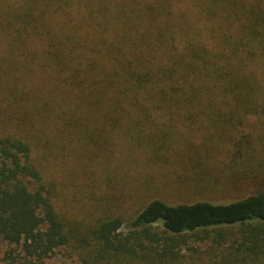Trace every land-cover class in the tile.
I'll return each mask as SVG.
<instances>
[{
    "label": "trees",
    "instance_id": "trees-1",
    "mask_svg": "<svg viewBox=\"0 0 264 264\" xmlns=\"http://www.w3.org/2000/svg\"><path fill=\"white\" fill-rule=\"evenodd\" d=\"M95 1L85 15L94 25L80 33L82 25L68 18L80 0H19L0 19L5 30L13 17L17 50L40 41V56L56 74L47 86L32 82L17 57L16 75L0 60V83L16 107L0 117L1 262L40 264L68 247L82 264H175L190 241L210 239L223 249L212 264H264V188L256 184L226 202L153 198L130 220L93 206L85 211L89 224L78 227L57 205L64 179L48 164L65 131L70 148L89 155L135 110L232 128L264 114V0ZM51 107L71 108L63 117ZM54 115L60 125L52 136L46 130ZM227 140L229 163L264 161L249 153V139ZM250 169L234 170L229 183L264 179V169Z\"/></svg>",
    "mask_w": 264,
    "mask_h": 264
},
{
    "label": "rangeland",
    "instance_id": "rangeland-1",
    "mask_svg": "<svg viewBox=\"0 0 264 264\" xmlns=\"http://www.w3.org/2000/svg\"><path fill=\"white\" fill-rule=\"evenodd\" d=\"M18 2L19 0H0V19L2 20L6 11L9 12L8 9H16ZM93 3L97 2L80 0L77 8L68 15L74 25H82L79 33L87 30V23L94 25L96 18L88 19L85 16L94 6ZM108 12L109 16H113L115 11L111 7ZM12 18L10 17L12 27L7 25L3 30L0 25V60H8L6 65L16 75L17 57V67L26 64L30 78H34L31 79L32 82L41 81L50 86L51 80L56 77L55 69L45 66L46 63L40 56L44 49L41 42L32 41L27 48L17 50L16 42L13 41L16 32ZM116 22L112 21V25H116ZM27 83L30 85L31 81L28 80ZM55 91L59 92L58 89ZM8 94L0 83V117L16 113V107L6 98ZM51 108L54 111L59 110L58 115L64 113V117L67 109L71 107ZM138 112L135 110L130 116L131 119L127 116L131 112L123 114L120 125L110 134L111 141L101 145L106 149L103 146L89 155H85L82 150L70 148L67 141L71 138L67 134L69 131L62 135L60 144L54 149L59 151L58 157H52L48 164L53 176L64 179L61 187L64 198L59 197L57 205L68 213L67 220L71 224L75 223L78 227L89 224L91 217L85 211L92 210L93 206L102 214L130 220L153 198L169 204L190 203L200 199L226 202L250 194L255 189L253 184L264 188V179L254 181L250 177L251 179L245 181L233 180L229 183L228 178L234 170L249 172L252 170L251 164L264 169V161L247 164L243 158H237V162L229 163L227 155L230 145L227 139L235 137L250 140L252 148L249 153L253 152L255 158L260 154L264 156V114H248L232 128L211 120L207 123L200 120L195 124L181 119L174 123L172 120L168 122V117L162 116V111L157 109L148 110L146 113ZM59 125L60 120L54 115L47 122L46 132L53 136ZM162 132L165 134H161ZM209 137L212 141L207 146L205 141ZM218 137H222V145L217 143ZM77 144L79 149L80 144ZM261 159L264 158L258 160ZM213 179L217 183L211 182ZM235 185L241 188L235 190ZM188 245L190 248L181 251V259L175 264H212L219 261L223 250L210 239L190 241ZM0 264L4 262L0 260ZM40 264L82 263L70 248L64 247L56 250Z\"/></svg>",
    "mask_w": 264,
    "mask_h": 264
}]
</instances>
